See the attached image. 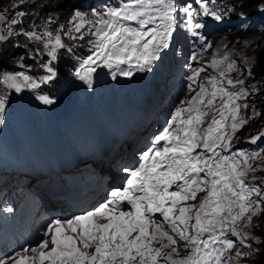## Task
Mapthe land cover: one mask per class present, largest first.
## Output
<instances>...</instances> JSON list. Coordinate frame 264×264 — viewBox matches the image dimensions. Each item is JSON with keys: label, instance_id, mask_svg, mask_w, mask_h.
<instances>
[{"label": "snow or ice", "instance_id": "obj_1", "mask_svg": "<svg viewBox=\"0 0 264 264\" xmlns=\"http://www.w3.org/2000/svg\"><path fill=\"white\" fill-rule=\"evenodd\" d=\"M24 2L20 0L21 4ZM199 9L197 12L190 5L177 8L173 0H127L104 13L107 19L100 16L95 22L76 11L71 28L65 31L61 25L55 33L47 26L43 31L34 26L31 31L16 32L13 26L22 23L26 15L23 11L17 12L7 28L0 29V42L23 35L29 41L41 43L43 49H37L36 54L49 57L41 65L47 74L36 79L25 71L6 72L0 76V84L20 93L51 82L57 74L52 63L58 60L60 50L72 51L63 37L84 39L82 30L86 25H91L88 34L96 39L91 54L83 59L75 75L89 88L93 86L92 74L98 62L112 68L135 61L144 70L169 47L174 13L180 11L186 15L185 27L193 36L204 26L196 22L198 16L223 19L218 10L209 7L208 0H200ZM5 20L6 16L0 14V22ZM157 20L160 23L156 27H149ZM126 22H136L138 27ZM4 55L0 51V58ZM192 59L197 57L193 55ZM227 59L225 55L224 60ZM213 67H218L216 61ZM201 70L190 77L193 83ZM233 70L234 63H228L219 76L225 77L226 72ZM119 74L133 75L126 70ZM242 83L217 77L199 83V91L185 102L187 106L175 109L169 126L153 138L151 147L141 154L138 166L122 169L127 174L125 185L114 188L110 200L72 219L53 220L45 232L50 239L42 240L37 248L24 249L35 255L20 259L7 257L0 259V264H28V261L31 264H45V261L47 264H161V261L163 264H230L231 257L226 252L235 247L236 241L228 238V233L241 237L238 222L250 223L264 211L260 207L264 197L252 201L250 197L254 193L259 196V191L244 179L247 169L252 167L249 160L259 157L260 153L249 156L238 151L229 156L218 151L231 148V134L248 123V118L239 115L248 105L237 103L246 93L229 91L228 87ZM188 87L192 89L191 84ZM218 98L221 103L216 108ZM38 99L44 104L53 103L45 95ZM6 104L7 96H0V123L5 118ZM213 110L216 115L205 126V118ZM256 115L259 113L254 112L253 116ZM229 119L230 125L226 123ZM260 138H264V132L251 140ZM198 193H205L199 203H189L197 199ZM246 237L247 234L240 238L241 244ZM49 244L51 248L45 251ZM180 247L188 249V254L180 256ZM236 255L245 254L237 250Z\"/></svg>", "mask_w": 264, "mask_h": 264}, {"label": "rangeland", "instance_id": "obj_2", "mask_svg": "<svg viewBox=\"0 0 264 264\" xmlns=\"http://www.w3.org/2000/svg\"><path fill=\"white\" fill-rule=\"evenodd\" d=\"M175 1H180V0H173V3ZM259 1L260 0H256V3ZM30 2H34V0L29 1V3ZM199 2L200 0H191L188 5H190L192 8H195L197 12H199L200 11ZM18 3H20V0L18 1ZM11 7L12 5L9 8ZM209 7L218 10L219 13L222 15V10H223L222 6L209 5ZM16 13H13L11 18H14L13 16H15ZM228 16H230V14L226 15V17ZM11 18L6 17V20L4 22H0V29H6L8 26V22H9L8 20ZM223 19H224V16H223ZM207 20L211 21L209 23L210 25H212L214 22L216 25H218L219 21H221L222 19L216 20L212 16H203V15H200L196 18V22H199V23H203ZM157 22L158 24L160 23L159 20H157ZM171 23L174 27L181 26L182 28L186 29L185 27L186 15L183 18L182 23H179V22H176V23L171 22ZM14 30H15V27H14ZM201 30H203V27L197 30L198 35L196 36H193L191 33L187 31L188 32L187 34L188 47H187V52H186V58L182 65L184 66V68H187L189 70V74H191L193 71L196 72L197 70L203 69L199 71V74H198L199 77L203 78V77H208L210 75L209 73H214L215 71H218L220 69L219 64H218V57L220 56V48L217 45H214L213 43L203 42L201 38L199 37V33L201 32ZM241 31H242L241 29H236V28H234L233 30H229L227 28L225 30L222 28L214 30V32L217 33L216 36H218L220 40L215 43H218V45L219 44L224 45L225 43H227V45L231 46V48L229 47L228 49H225L223 51L222 53L223 61L226 64L231 63L228 59L224 60V56L227 54V50H230L231 53L234 51L241 53V54L244 53V55L242 54V57H245L247 62L254 63V67L259 70L260 76L264 79V68L262 65L258 63L259 60L264 58V48L263 49L261 48L262 46L264 47V32L244 34ZM3 34L6 35L7 32L4 31ZM14 37L15 35L12 36L9 40H12ZM214 40L215 38L213 36V41ZM8 41L0 42V46L2 43L8 42ZM208 45H211V46L209 47ZM193 55L197 57L196 60L192 59ZM213 61L217 62L218 67H213ZM130 71H132V73L134 74L133 70H130ZM233 71L235 72L236 80L242 81L245 79L246 75L239 73L236 65H234ZM3 74L4 73H2V75ZM236 75H238V77ZM188 80H189L188 74L186 76H181L179 80L180 85L178 86L177 91H176L177 94L175 93V96L171 99L172 108L176 109L178 107H182V105L185 104V102L187 101V99L185 98V95L188 92ZM33 106L35 107V104L31 103L30 98L27 97V94L25 92H20V93L14 92L11 94L9 102L6 104L5 111L10 117L15 118L16 120H19L22 123L26 124L27 122H29V113L32 112L30 107H33ZM35 109L37 110V112L39 113L41 112L39 107H35ZM96 114L100 115L99 112H96ZM130 118H131L130 115L126 111H124L123 119L128 121ZM261 118L263 117H261V113H259V115L257 116V119L260 120ZM253 131L254 130L252 128L246 127V125H244L240 130H238L233 135L234 136L236 135L235 138L239 137V139H241V138L250 137ZM258 165L261 166L264 170V157L258 160ZM259 173L264 175L263 172H259ZM202 196L203 195L197 196V199L195 200V204H197L200 201ZM253 196L254 197H252L251 200L256 201L257 200L256 194L254 193ZM257 197H260V195L259 196L257 195ZM260 207L263 208V206H260ZM262 212L263 211L259 212L256 216H254L253 220L250 223L247 221L238 222L237 227H238V231L241 233V237H243V235L245 234H247L248 236V241H247L248 247H246L247 251L244 253L245 255H242V256H237L236 253L231 252L232 254L231 261L233 263L244 264V263H241L242 261H244L245 264H264L263 263L264 262V229L259 228L255 222V220L259 218V220L262 221L263 223L264 216L262 215ZM230 237H231V233H228V238ZM232 239L234 240L236 239V237L233 236ZM240 248L243 249L242 247ZM186 250L187 249L180 247L179 248L180 256H185L187 254ZM9 264L11 263L9 262ZM161 264H163V261H161Z\"/></svg>", "mask_w": 264, "mask_h": 264}, {"label": "trees", "instance_id": "obj_3", "mask_svg": "<svg viewBox=\"0 0 264 264\" xmlns=\"http://www.w3.org/2000/svg\"><path fill=\"white\" fill-rule=\"evenodd\" d=\"M18 1L19 0H0V14L11 18L12 14L16 12L23 11L26 13V15L22 18V23L13 26L15 27V30L17 32H20V29L22 27L30 30L31 28H33V24H35L37 28H39L40 23H49V20H51V23H49V28L58 30L60 26L63 25L64 30L67 31V28H69V26L67 25V18L71 17V15L75 11V8H85L82 4V0H34V2L30 3L29 1L31 0H26L23 4L18 3ZM254 3H256V0H240V6L245 8L248 5ZM11 5L12 7L9 8ZM13 17L15 18V16ZM11 19H9L8 21H10ZM14 38L12 40H9L8 42L2 43L0 46V51L5 52V55L0 58V76H2V73L17 67L21 63V61H25L26 64H31V70L39 69L37 62H35L32 57L33 55L28 52L30 50L29 46H31L29 40L23 35H15ZM261 48L263 49L264 47L262 46ZM258 63L264 68V58L259 60ZM34 65L36 66L33 67ZM68 66H71V64H66V68ZM255 72L260 75L257 68H255ZM259 105L261 107V117H263L259 120V122L261 124H264V97L261 99ZM256 125L257 121L255 123V126ZM262 215L264 216V212H262ZM255 222L259 228L264 229V221L262 223V221L257 218Z\"/></svg>", "mask_w": 264, "mask_h": 264}, {"label": "bare ground", "instance_id": "obj_4", "mask_svg": "<svg viewBox=\"0 0 264 264\" xmlns=\"http://www.w3.org/2000/svg\"><path fill=\"white\" fill-rule=\"evenodd\" d=\"M49 246H51V244H49ZM186 252L188 253V250H186ZM31 254V256H33L34 254L32 252H21L20 253V257H16V255L14 256L15 258L17 259H20L21 257H24V256H29ZM47 262V261H46ZM11 263V262H10Z\"/></svg>", "mask_w": 264, "mask_h": 264}, {"label": "clouds", "instance_id": "obj_5", "mask_svg": "<svg viewBox=\"0 0 264 264\" xmlns=\"http://www.w3.org/2000/svg\"><path fill=\"white\" fill-rule=\"evenodd\" d=\"M254 4H255V3H254ZM251 5H252V4L248 5V7H250ZM258 123H259V121L257 122V124H258ZM256 126H257V125H256ZM252 127H253V130L255 131V130H256V129L254 128V127H255V125H253ZM254 131H253V132H254ZM263 212H264V211H263ZM244 250H246V251H247V249H246V248H244Z\"/></svg>", "mask_w": 264, "mask_h": 264}]
</instances>
